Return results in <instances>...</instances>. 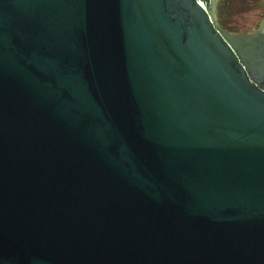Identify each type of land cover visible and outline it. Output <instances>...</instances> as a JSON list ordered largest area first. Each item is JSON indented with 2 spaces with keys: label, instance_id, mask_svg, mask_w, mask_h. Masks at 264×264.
<instances>
[{
  "label": "water",
  "instance_id": "1",
  "mask_svg": "<svg viewBox=\"0 0 264 264\" xmlns=\"http://www.w3.org/2000/svg\"><path fill=\"white\" fill-rule=\"evenodd\" d=\"M0 264H264V31L0 0Z\"/></svg>",
  "mask_w": 264,
  "mask_h": 264
},
{
  "label": "rangeland",
  "instance_id": "2",
  "mask_svg": "<svg viewBox=\"0 0 264 264\" xmlns=\"http://www.w3.org/2000/svg\"><path fill=\"white\" fill-rule=\"evenodd\" d=\"M211 8L216 22L230 31H253L264 20V0H214Z\"/></svg>",
  "mask_w": 264,
  "mask_h": 264
},
{
  "label": "bare ground",
  "instance_id": "3",
  "mask_svg": "<svg viewBox=\"0 0 264 264\" xmlns=\"http://www.w3.org/2000/svg\"><path fill=\"white\" fill-rule=\"evenodd\" d=\"M214 0H211V4H213ZM263 25V26H262ZM262 25L260 26V30L264 31V20L262 22Z\"/></svg>",
  "mask_w": 264,
  "mask_h": 264
},
{
  "label": "flooded vegetation",
  "instance_id": "4",
  "mask_svg": "<svg viewBox=\"0 0 264 264\" xmlns=\"http://www.w3.org/2000/svg\"><path fill=\"white\" fill-rule=\"evenodd\" d=\"M258 26H259V24H258ZM256 28L259 29L258 27H255L254 29L256 30ZM224 29H225V28H224Z\"/></svg>",
  "mask_w": 264,
  "mask_h": 264
},
{
  "label": "crops",
  "instance_id": "5",
  "mask_svg": "<svg viewBox=\"0 0 264 264\" xmlns=\"http://www.w3.org/2000/svg\"><path fill=\"white\" fill-rule=\"evenodd\" d=\"M263 26V25H262Z\"/></svg>",
  "mask_w": 264,
  "mask_h": 264
}]
</instances>
